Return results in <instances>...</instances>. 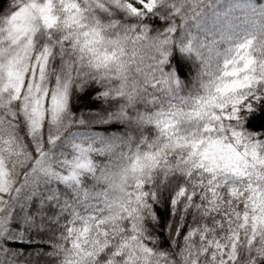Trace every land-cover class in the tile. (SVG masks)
I'll return each instance as SVG.
<instances>
[{"label": "snow or ice", "instance_id": "obj_1", "mask_svg": "<svg viewBox=\"0 0 264 264\" xmlns=\"http://www.w3.org/2000/svg\"><path fill=\"white\" fill-rule=\"evenodd\" d=\"M0 264H264V0H0Z\"/></svg>", "mask_w": 264, "mask_h": 264}, {"label": "trees", "instance_id": "obj_2", "mask_svg": "<svg viewBox=\"0 0 264 264\" xmlns=\"http://www.w3.org/2000/svg\"><path fill=\"white\" fill-rule=\"evenodd\" d=\"M246 0H221V3H225V4H242L245 3ZM239 14V13H237Z\"/></svg>", "mask_w": 264, "mask_h": 264}]
</instances>
